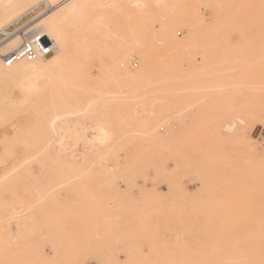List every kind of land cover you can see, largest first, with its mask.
Here are the masks:
<instances>
[{
	"label": "rangeland",
	"instance_id": "374dc122",
	"mask_svg": "<svg viewBox=\"0 0 264 264\" xmlns=\"http://www.w3.org/2000/svg\"><path fill=\"white\" fill-rule=\"evenodd\" d=\"M84 1L66 63L0 79V264H264V0Z\"/></svg>",
	"mask_w": 264,
	"mask_h": 264
},
{
	"label": "bare ground",
	"instance_id": "6f19581e",
	"mask_svg": "<svg viewBox=\"0 0 264 264\" xmlns=\"http://www.w3.org/2000/svg\"><path fill=\"white\" fill-rule=\"evenodd\" d=\"M149 1L151 0H131L132 3L130 5L134 7L135 10L137 9L140 11V9L143 6L145 7V4ZM84 2H85L84 0H38L36 2L34 0H0V34L4 36V38L0 41V43L4 44L2 45V47H0V79H3L8 75H13L18 73L40 72L41 69L43 70L46 67H48L47 68L48 70H46L48 72L49 69L52 71H56L64 63H66L68 60V54L70 53L69 50L71 48L72 42L70 40V36L68 35L65 26L66 23L68 24V21L70 23L72 20L78 19L79 17L82 18L84 16L85 11L84 12L82 11L83 9L82 7L85 4ZM40 4H42L45 7V10L43 11L41 10L40 13L33 16V18H31L25 23V27L30 26L28 29L26 28L27 30L25 29V31H23L24 27H22L23 33L20 34H17L18 32L16 31L15 32L8 31V28L10 26H12L21 18H23L25 15H27L32 10L37 8ZM114 4L115 6L113 7L115 8L111 7L112 10H105L103 13L105 14L113 13L115 16L117 14L123 16L125 13H128V5H129L128 0H118ZM176 21L177 20L175 19L174 22ZM170 25L172 24L167 25L165 23H161L160 27H158V30L159 28H161L162 33H166V34L168 33L166 40H169L171 41V43H173V37L169 32H167L166 29ZM32 33H38L48 36L54 43L58 45L59 52L56 53L55 55L46 58H41L32 62L22 61L19 63H15L11 65L12 66L11 68L10 66H7L10 69H6L5 67L6 65L4 64L3 58L7 54L15 50L22 43L23 40L29 38V36ZM142 37H146V36L143 35ZM123 59L125 58L113 56L112 58L109 59L110 61L109 66L106 65V67L108 66L109 68H111L112 71L111 78L113 80L119 79L115 71V67L117 64L116 62H118L119 60H121L122 62ZM143 59H146V57ZM42 66H46V67L42 68ZM119 75L122 76L123 74H119ZM134 75L135 74L128 73L125 79L127 80L133 79ZM20 89L22 90V93L26 95V97H30V94H33L38 89V87L35 86V82H32L31 80L29 82L22 81V83L20 84ZM105 114L107 115V112ZM100 117L99 119L97 118L96 122L94 123L93 126L94 132L92 135L93 137L91 139V143L96 147L104 146L111 139L110 124H107L106 121L100 119ZM62 124L63 122L59 123V126L61 127ZM58 142H60V140L56 139L55 143Z\"/></svg>",
	"mask_w": 264,
	"mask_h": 264
},
{
	"label": "built area",
	"instance_id": "2783aa9c",
	"mask_svg": "<svg viewBox=\"0 0 264 264\" xmlns=\"http://www.w3.org/2000/svg\"><path fill=\"white\" fill-rule=\"evenodd\" d=\"M59 52V47L48 36L32 33L29 38L4 58V64L11 66L19 62H32L41 58L55 55Z\"/></svg>",
	"mask_w": 264,
	"mask_h": 264
},
{
	"label": "crops",
	"instance_id": "0c3cea01",
	"mask_svg": "<svg viewBox=\"0 0 264 264\" xmlns=\"http://www.w3.org/2000/svg\"><path fill=\"white\" fill-rule=\"evenodd\" d=\"M17 23V22H16Z\"/></svg>",
	"mask_w": 264,
	"mask_h": 264
}]
</instances>
